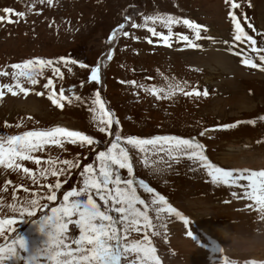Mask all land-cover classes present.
<instances>
[{
  "label": "rangeland",
  "instance_id": "1",
  "mask_svg": "<svg viewBox=\"0 0 264 264\" xmlns=\"http://www.w3.org/2000/svg\"><path fill=\"white\" fill-rule=\"evenodd\" d=\"M235 2L241 4L240 9H231L226 0H53L51 5L47 4V0L44 3H40V0H0V15H4V8H13L12 18L17 21L0 23V71H11L12 64L33 58L58 61L60 57H66L85 63L89 65L88 69L80 68L78 63L70 65L72 71L69 72L60 62L58 66L65 75L63 80L54 77L57 91L62 86L66 95L75 91L87 98L99 90L121 122L118 126L113 125V135L108 136L99 133L93 125L87 105L69 106L65 102L63 109L53 105L48 99L47 90L42 88L46 77L53 76L51 69L45 68L44 74L39 77L41 84L29 85L34 90L27 96H12L6 92L3 100H0V136L61 126L93 135L101 141L98 147L103 150L104 142L114 139L116 131L125 137L180 135L195 137L205 144V154L218 166L264 170V121L259 120L264 116V71L243 65L241 57L234 53L240 51L257 63L264 62L259 61V54L252 51L248 42L234 41L233 25L228 15L229 11L235 12L245 31L258 40L257 46L264 48V43H260L264 41V0ZM15 12H24L25 16L17 19ZM157 13L193 20L205 26L206 35L212 39L195 41L200 46L190 48L174 35L172 46L168 47L160 37L152 36L148 31V27L153 26L151 22L148 27L130 26L132 23L142 25L145 16ZM248 23L253 25L254 30L247 27ZM121 24L129 35L124 36L121 31L115 39H110L112 32ZM155 27L157 31L168 34V29L159 22ZM172 31L192 37V31L182 23L173 25ZM149 39L153 43H149ZM109 54L111 60L106 59ZM214 54L226 56H222L221 62L215 65L213 61H219ZM97 64L101 66L102 79L99 83L89 82L90 70ZM11 82L9 77H0V84ZM81 82H84L83 87ZM173 82L181 85L187 82L186 91H191L192 86L201 92L207 88L209 95L197 98L184 96L177 91L171 99H159L145 91V88L153 86L166 88ZM37 92H44L45 95H37ZM249 120H257V123L239 124L236 128L210 131L204 137L199 136V132L205 128L213 129L224 123ZM18 124L20 127H16ZM66 148L65 151L52 146L50 153L46 150L36 155L41 156L42 160H47L49 155L60 160H72L79 155L81 165L95 160L94 153L87 147L67 145ZM154 151L151 146L148 147V167L143 163L145 154L134 158V174L138 179H145L150 187L164 195L190 221L188 226L172 217L163 221L164 226H161V221H153L160 235L151 239L162 264H216V258L223 255L241 262L253 259L246 255L210 252L201 245L205 243L213 249V242L219 246L228 243L216 231L220 226L248 229L259 221L255 206L251 209L247 207L251 201L231 196L232 191H237L242 197L243 190L213 185L205 172L192 171L190 168L196 166L187 159L178 164L172 163L168 171L152 173V160L159 161L164 156L162 152L154 156ZM23 163L37 175L41 167H46L44 164L37 166L31 161ZM59 178L63 182L64 177ZM56 179L48 176L41 178L40 183L54 184ZM6 181L12 183L7 185L5 194ZM21 185L27 187L29 192H24ZM73 186H80L79 170H73L68 182L63 184L58 200L62 199L63 191L71 190ZM37 191L43 195L46 189L33 185L22 172L0 168V196L6 202L0 218L15 216L17 223L12 227L30 247H40L47 239L34 222L39 218V213L34 218L20 219L6 205L14 203L13 195L23 200ZM138 192L142 198H150V194L142 189H138ZM41 203L49 202L44 200ZM51 204L55 206L56 202ZM4 228L7 235H12L8 225ZM189 228L198 241L187 235ZM0 243H4L2 237Z\"/></svg>",
  "mask_w": 264,
  "mask_h": 264
},
{
  "label": "snow or ice",
  "instance_id": "2",
  "mask_svg": "<svg viewBox=\"0 0 264 264\" xmlns=\"http://www.w3.org/2000/svg\"><path fill=\"white\" fill-rule=\"evenodd\" d=\"M45 0H40L44 3ZM53 0H47L51 5ZM231 9H240L241 4L235 0H226ZM4 15H0V23H14L12 16L13 8H4ZM233 25V39L235 42H248L253 52L258 53L260 62H264V48L258 47V40L245 31L241 19L235 12L228 13ZM17 19L25 16L24 12H15ZM247 20V17H244ZM152 27H148L149 23ZM159 22L168 29L165 35L162 31H157L155 24ZM183 24L192 31V37L183 33H173V25ZM133 28L148 27L152 36L160 37L165 46L171 47V40L175 35L180 41L186 42L190 48H198L200 45L195 41L201 39H212L207 36L205 26L193 20L176 17L170 14L157 13L152 16H145L144 23L137 25L132 23ZM121 24L114 30L110 39H115L119 32L124 36L129 33L124 31ZM247 27L253 29V25L248 23ZM202 32L205 35L202 36ZM153 43L151 39L148 41ZM224 43H228L225 41ZM264 43V41H260ZM241 57V63L250 68H260L264 71V63H257L251 56H243L240 51L234 53ZM111 60L109 54L106 57ZM60 62L72 71L70 65L79 63V67L88 69L89 65L78 62L75 59L60 57L58 61L42 58L24 60L21 63L11 65V71H0V77H9L11 83L0 84V100H3L6 92L12 96L23 94L27 96L35 86L41 84L39 77L44 74L45 68H50L53 76L46 77V82L42 83V88L47 90L48 99L51 103L61 109L67 105L79 104L87 105V110L91 116V121L99 133L113 135V125H120V120L114 111L108 106V102L102 98L101 92L95 93L85 98L76 94L66 95L61 86L57 91L55 78L63 80L65 73L58 66ZM101 66L92 67L89 75V82L101 81ZM124 83V81H121ZM135 83V82H131ZM84 82H81V87ZM143 87L142 85H137ZM187 82L183 85L179 83H169L166 88L153 86L145 88L159 99H171L177 91L184 96L201 97L208 96L207 88L199 91L192 86L191 91H186ZM37 95H45L44 92H37ZM30 119V118H29ZM264 121V116L259 117ZM255 125L257 120L236 121V123H224L213 129L199 132L200 137L206 136L210 131H218L236 128L239 124ZM20 127V125H16ZM105 147L101 150L98 146L100 140L84 131L70 130L67 127L54 126L48 128L32 129L23 131L18 135L0 136V168L23 173L29 177L33 185L46 189L41 195L38 191L30 193L29 198L23 200L16 195L12 196L14 203L7 204L6 207L11 213H16L19 218L36 217L34 222L38 224L39 230L43 232L47 239L40 247H30L26 239L17 234L16 228L12 227L17 223L15 216L0 218V237L4 243H0V264H162L157 248L153 244L151 237L159 236L156 231L157 225L154 220L163 221L169 217L179 219L185 226L190 225L188 217L176 207H174L164 195H161L150 187L145 179H138L134 174V158L143 156L145 167L149 166L148 147L151 146L157 153H164L159 161L153 159L151 162L152 173H163L171 168L172 163H181L184 159L191 162L192 171H203L213 185H224L228 188H239L243 190L242 197L237 191H232L234 198H247L251 201L247 207L255 206L259 213V219H264V170H251L247 168H226L213 163L205 154L206 146L195 137L185 138L180 135H156L151 138H142L136 135L123 136L120 131H116L114 139L104 142ZM67 145L87 147L95 155L92 163L81 165L79 155L74 159H63L59 157L53 159L51 155L47 160H42L36 153L49 151L52 146L62 150H67ZM166 157V158H165ZM31 161L37 166L42 164L37 175L32 169L25 167L23 162ZM137 162H140L137 160ZM73 170H79L80 186H73L71 190L63 191L62 199L58 200V193L61 192L64 183H67ZM126 170V171H125ZM48 176L57 177L54 184H42L41 178ZM63 176V182L59 177ZM247 183H243V182ZM11 181L5 182L3 191L7 193V185ZM24 192H29L27 187L20 186ZM138 189L150 194V198H142ZM14 192L16 191L14 187ZM49 203H41V201ZM51 202H56L52 206ZM228 203V201H225ZM5 200L0 196V214L5 210ZM11 228L12 235L5 233L4 226ZM152 230V231H149ZM187 235L198 241L189 228ZM139 236L141 238L137 239ZM213 250L221 253V246L213 242ZM216 264H262L254 259L238 261L226 255L218 256Z\"/></svg>",
  "mask_w": 264,
  "mask_h": 264
},
{
  "label": "clouds",
  "instance_id": "3",
  "mask_svg": "<svg viewBox=\"0 0 264 264\" xmlns=\"http://www.w3.org/2000/svg\"><path fill=\"white\" fill-rule=\"evenodd\" d=\"M219 237L228 243L221 246L222 254L246 255L264 264V219H259L248 229L238 226H220Z\"/></svg>",
  "mask_w": 264,
  "mask_h": 264
},
{
  "label": "bare ground",
  "instance_id": "4",
  "mask_svg": "<svg viewBox=\"0 0 264 264\" xmlns=\"http://www.w3.org/2000/svg\"><path fill=\"white\" fill-rule=\"evenodd\" d=\"M176 3H177V1H175ZM170 4V3H169ZM172 5V4H171ZM165 6V5H164ZM161 8V7H160ZM168 9V8H167ZM158 10V9H157ZM181 30H183V29H181ZM5 39V38H4ZM16 45V44H15ZM216 57H217V59H218V61L219 62H215V61H213V64H215V65H218L220 62H221V58H222V56H226V55H224V54H214ZM213 55V56H214ZM194 56V55H193ZM225 59V58H224ZM212 62V61H211ZM188 65V64H187ZM223 65H224V63H223ZM186 66V65H185ZM203 67H205V66H203ZM188 68V67H187ZM190 69V68H189ZM189 69H187L188 71H189ZM205 69V68H204ZM207 69V68H206ZM211 69V68H210ZM181 70V69H180ZM208 70V69H207ZM208 71H212V69L211 70H208ZM225 71V70H224ZM227 71V70H226ZM186 72V71H185ZM211 73V72H210ZM186 74H187V72H186ZM262 97V96H261ZM260 97V98H261ZM264 100V99H263ZM246 104V103H245ZM14 105V104H13ZM262 106V105H261ZM262 108V107H261ZM27 109V108H26ZM25 109V110H26ZM260 109V108H259ZM19 111V110H18ZM31 111H34L33 109H31ZM12 113V112H11ZM15 113V112H14ZM22 117V116H21ZM263 167V166H262ZM191 169V168H190ZM247 200V199H246ZM234 208V207H233ZM237 211V210H236Z\"/></svg>",
  "mask_w": 264,
  "mask_h": 264
},
{
  "label": "trees",
  "instance_id": "5",
  "mask_svg": "<svg viewBox=\"0 0 264 264\" xmlns=\"http://www.w3.org/2000/svg\"><path fill=\"white\" fill-rule=\"evenodd\" d=\"M121 129V128H120Z\"/></svg>",
  "mask_w": 264,
  "mask_h": 264
}]
</instances>
